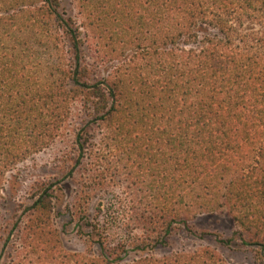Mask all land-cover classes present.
I'll list each match as a JSON object with an SVG mask.
<instances>
[{"label": "trees", "instance_id": "16d2710c", "mask_svg": "<svg viewBox=\"0 0 264 264\" xmlns=\"http://www.w3.org/2000/svg\"><path fill=\"white\" fill-rule=\"evenodd\" d=\"M64 2L0 0V204L7 174L70 131L85 248L65 247L41 184L0 227V264H229L155 253L210 236L191 222L213 213L234 226L216 242L264 264V0Z\"/></svg>", "mask_w": 264, "mask_h": 264}, {"label": "rangeland", "instance_id": "374dc122", "mask_svg": "<svg viewBox=\"0 0 264 264\" xmlns=\"http://www.w3.org/2000/svg\"><path fill=\"white\" fill-rule=\"evenodd\" d=\"M64 5L68 12H72L70 0H65ZM247 27L251 26L247 25ZM78 112V108H75L68 129L78 123ZM71 141V132L67 130L49 147L31 155L7 174L4 184V199L0 204V227L2 229L8 224H12L17 216L20 217L27 212L25 208L32 202L33 196L38 192L39 185L50 186L52 184V188L56 189L55 194L58 196L53 220L61 231L63 243L70 250H84L85 237L78 230V224L81 221L78 220L73 208L70 207L77 185L68 177L69 169L74 163ZM60 186L64 188V191ZM97 203L98 200L92 201L88 209L93 211ZM67 205L70 209H67ZM11 224L9 227L12 226ZM191 224L211 235L203 240H198L186 235L181 230L170 240L167 247L157 249L155 253L161 255L179 249L188 250L198 246H210L221 253L229 264H253L248 254L238 250L236 245L232 244L231 247L226 248L216 242L217 237L229 238L234 230L233 222L226 214H201Z\"/></svg>", "mask_w": 264, "mask_h": 264}]
</instances>
